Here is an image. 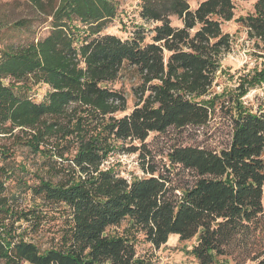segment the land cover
I'll list each match as a JSON object with an SVG mask.
<instances>
[{
    "label": "trees",
    "instance_id": "obj_1",
    "mask_svg": "<svg viewBox=\"0 0 264 264\" xmlns=\"http://www.w3.org/2000/svg\"><path fill=\"white\" fill-rule=\"evenodd\" d=\"M26 1L35 15L13 26L33 37L0 50V263L148 264L138 236L158 249L177 235L196 239L198 264H264V96L237 112L222 100L219 148L173 145L158 167L145 143L151 132L207 127V97L232 50L223 24L243 0H139L151 26L125 39L104 31L117 0ZM236 21L264 48V0ZM124 69L138 79L128 113L110 86ZM16 84L48 90L36 101ZM17 147L37 158L35 182L12 158ZM114 153H136L144 175L105 166ZM51 221L58 228L42 241Z\"/></svg>",
    "mask_w": 264,
    "mask_h": 264
},
{
    "label": "rangeland",
    "instance_id": "obj_2",
    "mask_svg": "<svg viewBox=\"0 0 264 264\" xmlns=\"http://www.w3.org/2000/svg\"><path fill=\"white\" fill-rule=\"evenodd\" d=\"M201 0H188L191 8H194ZM256 0L235 1L234 18L223 24V30L230 34L232 38V50L225 54L221 60V68L217 72L212 84L210 95L207 98L214 99L215 110L207 127L200 130L173 129L170 128L163 133H149L145 140L146 149L150 151L154 162L160 167L166 163V154L173 145L202 144L219 148L227 139L228 131L227 116L225 111L219 108L222 100L229 101L233 98L230 106L234 112L240 109H249L255 104L257 98L264 96V48H257L253 41L249 40L245 28L236 21L238 17L245 16L252 11ZM118 14L108 24L105 32L115 34L123 39L131 37L139 25L149 28L151 24L144 23L139 17V0H117ZM35 12L26 0H0V50L12 46H18L31 39L32 34L23 29L15 28L14 21L23 17H33ZM173 25L178 26L180 22L171 18ZM47 27H43L38 35H43ZM148 41L146 38L145 42ZM138 79L131 69H124L118 78L110 84L114 89L120 90L126 97V111H131L135 96L133 89L137 85ZM14 91L26 92L33 99L41 101L47 92V86L43 84L34 85L28 91L23 90L22 85L16 84ZM0 142L4 140L0 139ZM12 157L15 163L26 162L28 167L27 178L30 182H35L31 177L32 172L37 167V158L33 157L22 147L14 148ZM114 164L115 169L126 178L132 176H143L139 168L136 153H114L105 162V166ZM25 173V176H26ZM8 188L12 183H6ZM262 205L264 208V186ZM58 221H51L41 228L39 235L42 241L48 240L58 228ZM57 224V225H56ZM124 225V223H123ZM136 243V254L148 262V264H198L191 253L192 246L196 239L180 240L177 235H170L167 242L158 249H154L150 244L142 240L139 235ZM1 264V263H0ZM231 264V263H229ZM251 264V263H248Z\"/></svg>",
    "mask_w": 264,
    "mask_h": 264
}]
</instances>
